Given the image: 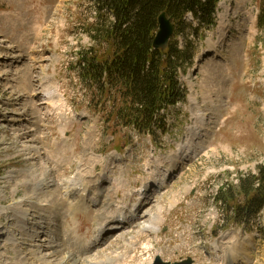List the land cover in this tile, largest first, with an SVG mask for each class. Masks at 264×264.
<instances>
[{"label": "rangeland", "instance_id": "374dc122", "mask_svg": "<svg viewBox=\"0 0 264 264\" xmlns=\"http://www.w3.org/2000/svg\"><path fill=\"white\" fill-rule=\"evenodd\" d=\"M260 2H218L216 26L200 31L202 39L192 38V65L179 72L187 95L168 107L167 131L152 143L148 135L105 119L114 90L101 103L100 90L79 79L82 52L101 56L110 49L91 31L98 16L94 0H0V264H62L67 253L60 243L68 233L76 247L92 243L77 256L80 264L122 257L124 264H153L156 256L227 264L225 249L232 244L246 249L231 264H243V258L264 264V208L236 225L233 205L217 200L226 184L237 195L238 177L264 163ZM172 40L183 46V36ZM44 82L51 102L38 94ZM175 160L177 167L168 170ZM42 177L50 185L38 183ZM75 177L89 196L73 211L63 187ZM107 195L124 205L118 225L112 222L116 203L102 225L96 218Z\"/></svg>", "mask_w": 264, "mask_h": 264}, {"label": "trees", "instance_id": "16d2710c", "mask_svg": "<svg viewBox=\"0 0 264 264\" xmlns=\"http://www.w3.org/2000/svg\"><path fill=\"white\" fill-rule=\"evenodd\" d=\"M94 1L98 16L91 30L93 37L103 36L110 49L101 56L82 52L79 79L88 88L100 90L97 94L101 103L114 90L109 97L112 106L106 120L148 135L156 143L158 136L167 131L168 107L186 97L179 72L192 65V38L202 39L204 34L199 32L216 24L215 12L220 0ZM161 12L172 20L173 36H183V46L172 40L163 51L153 48ZM188 14L192 20L187 19ZM99 18L103 20L101 23ZM256 27L264 29V0L260 2ZM234 187L238 189L237 195L226 184L217 200L233 205L235 216L231 219L236 225H243L264 208V163L257 166L255 173L240 175ZM236 196H241L242 202L232 204Z\"/></svg>", "mask_w": 264, "mask_h": 264}, {"label": "bare ground", "instance_id": "6f19581e", "mask_svg": "<svg viewBox=\"0 0 264 264\" xmlns=\"http://www.w3.org/2000/svg\"><path fill=\"white\" fill-rule=\"evenodd\" d=\"M244 7V6H243ZM227 9H228V7L227 6H224V12H222V13H219V16H218V19H219V17H220V24H219V26H218V36H219V39L220 38H223L224 37V27L226 26V14H227ZM7 15V14H6ZM216 33H217V30H216ZM218 53V52H217ZM216 53V51L215 52H213L212 54L214 55V56H212L213 58H217V54ZM219 55V54H218ZM216 72V71H215ZM212 74V73H211ZM45 82H49V81H45ZM45 82L44 83H41L42 85H44V88L43 87H41L40 89H38V90H41L42 91V89H43V91L42 92H44V93H42V92H39L38 94H41V95H43V98L44 99H46L47 100V98H46V96H48L49 98V102H51L52 101V97L50 96V94H51V89L49 88V85H46L45 84ZM51 86V85H50ZM211 93H212V91H208V93L206 92V94H209V95H211ZM212 98V97H211ZM193 99L194 100H196V98H194L193 97ZM44 103L46 102V101H43ZM52 103H54V102H52ZM46 104V103H45ZM194 104V106H195V108H198L197 107V103L196 102H194L193 103ZM58 105V104H57ZM55 106H56V102H55ZM54 107V106H53ZM199 110V109H198ZM204 113V112H203ZM197 114L199 115V120L200 121H202L203 120V114L200 112V110H199V112H197ZM194 115V114H193ZM205 116V115H204ZM198 120V123L200 122ZM197 122V121H196ZM194 135V134H193ZM63 143H62V145H64V143L66 142V139H63V141H62ZM180 161H174V163H173V165H171V167L168 169V170H174L176 167H177V164L179 163ZM80 169V168H79ZM79 171V170H78ZM157 173V172H156ZM43 174V173H42ZM79 175V174H78ZM99 179V178H98ZM98 179L97 180H95V181H98ZM39 182H41L42 184H48V183H50L49 181H47V179L45 180V179H43V177L38 181V183ZM67 183H68V185H72V187L70 186H67ZM48 185H50V184H48ZM84 185V184H83ZM64 189H63V191H64V193L66 192V193H69L68 195H72V197L70 198V196H68L69 197V199L71 200V202H68V204H69V209L70 210H75L76 209V205L78 204V208L80 209L81 207H83V206H85V201L88 199V196H89V194H88V192H87V190L82 186V184H81V182H80V179H79V177H75V178H73V180L71 179V180H66L65 182H64V187H63ZM42 190V189H41ZM42 193L43 192H40V195H42ZM137 193L138 194H142L143 193V191H141V189H139V190H137ZM36 196H38V194H36ZM65 196H66V194H65ZM39 197V196H38ZM99 197H100V194H99ZM107 199L106 200H104V201H106V203H104V202H102V206H101V209H103L104 210V212H102V213H99L98 215H97V220L100 222V225H102L103 223H104V220H105V217H106V214H105V212L109 209V207H110V205L111 204H113V203H116V201H114L113 199V195H107ZM96 198H98V197H96ZM92 200V199H91ZM95 201H97V200H95ZM87 203V202H86ZM108 206V207H107ZM114 206V205H113ZM140 206V205H139ZM39 207L40 208H42V210H44V211H46L47 209H48V205H39ZM16 209V208H15ZM117 209V210H116ZM124 205L122 204V203H116V205H115V208H114V210H116L117 211V216L116 217H114V218H112V222L114 223V221H117L116 223H117V225H118V221H119V219H120V217L122 216V214L124 213L123 211H124ZM19 210V209H18ZM115 211V212H116ZM22 213V212H21ZM20 215V214H19ZM22 216V215H21ZM63 224V223H62ZM130 224V223H129ZM114 225V224H113ZM64 226V225H63ZM100 228V227H99ZM66 232H70V229H69V231H68V227H66V229H64ZM94 232V234H97V238H98V236H100L101 235V233H100V231L98 230V229H96V230H93ZM2 232H4V234H5V231H2ZM66 232H65V234H66ZM94 234L92 235V236H94ZM100 234V235H99ZM125 233H123V235H124ZM68 235V240L66 239V240H64V238H63V240L64 241H61L62 243H60V246H61V248L62 247H66V253H67V257H64L65 258V260H64V262L62 263V264H80L79 263V261L77 260V256H79V255H81V253H84V252H86L87 250H91V242L89 241V242H87L86 244H84V247H76V243L74 242L75 240H73L74 238L71 236V234L70 233H68L67 234ZM66 238V237H65ZM8 242V241H7ZM94 244H95V242H94ZM67 245H71V248H70V250H68V247H67ZM249 245V244H248ZM248 245L246 246L247 248H248ZM93 247V246H92ZM224 247V246H223ZM60 248V249H61ZM75 249L77 250V251H75ZM244 249H246V248H240V245H239V247L238 246H236L235 244H232L231 246H228L225 250L226 251H228V252H225V254H224V258L226 259V261H227V264H231L232 262H235L234 261V259H235V257H236V255H237V253H238V251H240V250H244ZM61 250H63V249H61ZM74 251L77 253V254H75L74 253ZM223 251V250H222ZM62 252H64V251H62ZM64 254V253H63ZM243 257V256H242ZM21 258V257H20ZM123 258V257H122ZM121 258V259H122ZM120 258H119V260H118V258H114V259H112V258H107V260H108V262H110V264H112V261L114 262V264H124V262L123 261H120L121 260ZM18 260H19V258H18ZM21 260H24V258L22 257V259ZM20 260V261H21ZM118 260V261H117ZM24 261H26V259L24 260ZM19 262V261H18ZM106 262V261H105ZM122 262V263H121ZM247 262V260H246V258H243V261H242V263L243 264H245ZM25 263V262H24ZM28 263V262H27ZM85 264H88V263H85ZM234 264V263H233Z\"/></svg>", "mask_w": 264, "mask_h": 264}, {"label": "water", "instance_id": "95a60500", "mask_svg": "<svg viewBox=\"0 0 264 264\" xmlns=\"http://www.w3.org/2000/svg\"><path fill=\"white\" fill-rule=\"evenodd\" d=\"M158 28L154 35L152 46L154 49L165 50L168 45L171 37L174 33V25L172 20L166 15L165 12H161L157 18ZM153 264H191V259L178 261V262H168L163 261L159 256L154 260Z\"/></svg>", "mask_w": 264, "mask_h": 264}]
</instances>
